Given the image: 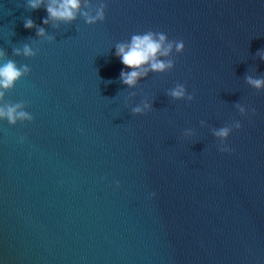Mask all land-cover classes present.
<instances>
[{"label":"water","instance_id":"1","mask_svg":"<svg viewBox=\"0 0 264 264\" xmlns=\"http://www.w3.org/2000/svg\"><path fill=\"white\" fill-rule=\"evenodd\" d=\"M48 3L0 0V50L30 68L0 107L33 116L0 119V264H264V0H80L45 25ZM147 31L184 50L129 87L116 45Z\"/></svg>","mask_w":264,"mask_h":264},{"label":"clouds","instance_id":"2","mask_svg":"<svg viewBox=\"0 0 264 264\" xmlns=\"http://www.w3.org/2000/svg\"><path fill=\"white\" fill-rule=\"evenodd\" d=\"M43 0H27V7L31 10H36L41 7ZM105 4L100 3V6L96 9V14L90 15L88 12H81L80 14L85 17L87 24L92 25L97 23V21L102 22L105 19L104 11ZM80 9V0H49V3L45 5L44 10L47 13V17L42 20V23L47 25L49 20H59L64 22H71L76 18V14ZM24 28L32 29L35 27L34 21L32 19L24 20ZM37 36H45V31L43 28H38L36 32ZM51 40L52 38L49 37ZM167 41V46L165 43ZM175 46L176 53H181L184 50L183 41H169L164 33L147 31L144 34H136L131 38L130 44H117L115 55L120 59V62L131 71L125 72L121 70L120 80L124 85L129 87L134 86L138 78L147 76L149 71L152 72H165L166 70H171L174 67L173 60L163 61L158 59V56L167 57L173 50ZM13 55L24 57H33L36 52L29 45L25 44L22 48H13ZM261 61H264V52H258ZM0 58H4V62L0 64V89L9 90L14 87V84L20 80L22 77L26 76L30 72V68L27 65L17 66V64L11 60L6 59L4 56V51L0 50ZM148 65V67H143ZM246 81L253 88L260 89L264 87V79H254L251 76L246 77ZM170 97L175 100H186L191 102L193 100L192 94H187L185 86L182 84H177L176 87L169 90L167 93ZM4 91H0V98H3ZM25 107L24 102L19 103H9L3 107H0V119L7 120L9 125H15L18 121L23 123L25 121H32L33 116L27 111L19 110ZM240 112L243 113L245 109L240 107ZM144 109L150 110L151 105L145 103L143 109L137 106L132 109V114H143ZM254 111V110H253ZM204 123V121H201ZM241 124L239 121L235 123V129H239ZM230 129L227 127L220 128L215 131L214 135L221 138V144L219 146V151L221 152H231L232 149L229 148L225 141L228 138ZM24 138L21 137V142ZM119 182H117V187ZM151 195H155L152 193Z\"/></svg>","mask_w":264,"mask_h":264}]
</instances>
